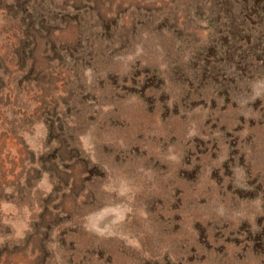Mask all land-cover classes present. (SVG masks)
Wrapping results in <instances>:
<instances>
[{
	"label": "rangeland",
	"instance_id": "rangeland-1",
	"mask_svg": "<svg viewBox=\"0 0 264 264\" xmlns=\"http://www.w3.org/2000/svg\"><path fill=\"white\" fill-rule=\"evenodd\" d=\"M0 264H264V0H0Z\"/></svg>",
	"mask_w": 264,
	"mask_h": 264
}]
</instances>
